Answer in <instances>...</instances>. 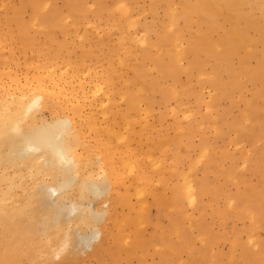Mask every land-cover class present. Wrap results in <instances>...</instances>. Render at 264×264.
<instances>
[{
  "label": "bare ground",
  "instance_id": "6f19581e",
  "mask_svg": "<svg viewBox=\"0 0 264 264\" xmlns=\"http://www.w3.org/2000/svg\"><path fill=\"white\" fill-rule=\"evenodd\" d=\"M53 1L14 4L0 0V234L4 236L0 264H25L24 256L31 252L38 253L31 257V264H44L54 254L48 249L54 237L63 231L66 237L55 250L63 261L87 249L73 241L75 233L86 229L91 230L88 246L96 252L102 237L110 233L111 220L118 228L116 246L110 250L114 254L124 248L130 255L139 250L143 255L148 245L161 250L172 246V236L162 242L156 228L148 237L143 234L149 223V197L154 196L164 215L174 211L185 215L187 205L200 206L202 193L209 187L196 177L195 170L210 158L211 143H203L200 153L188 159L187 170L179 165L182 159L173 161L172 172L178 181L169 195V183L162 173L167 157L155 152L154 145L144 149L146 139L138 146L141 153L133 147L140 131L137 125L145 130L149 124L156 105L150 92L159 85L165 104L184 94L202 101L207 98L202 89L210 87L207 108L213 112L225 97L235 103L234 91L248 88L250 82L254 90L246 101L243 120H234L233 127L241 142L245 136L254 139V126L264 112V0H149L153 12L165 10V17L151 24L138 19L144 12L134 16L135 0H92L88 5L85 2L90 0H63L68 6L62 10L52 7ZM105 11L108 14L103 18ZM84 21L91 24V30L78 33L76 39V28ZM57 28L61 39L55 35ZM112 32L119 35L117 41ZM135 45L143 49L142 62L125 77ZM152 70L166 82L158 80ZM181 73L200 84L202 95L191 84L179 82ZM117 75L124 78L121 88L116 87ZM177 104L172 107L175 120L180 119L181 110L187 118L196 113L185 110L180 101ZM261 127L264 134V122ZM170 141L166 136L160 142L162 151L178 152L177 143L173 147ZM254 144L247 162H254L256 152L264 156V143ZM164 145L169 147L164 149ZM145 150L151 152L142 155ZM232 171L230 166L228 173ZM262 172L264 178V166ZM157 183L162 186L159 194L154 187ZM259 190L248 198L245 192L232 197L229 210L253 218L251 239L261 247L244 255L264 262V240L257 237L263 222L259 219L264 217L256 209L263 195ZM120 208L125 209L121 216ZM171 225L174 234L189 244L179 222L173 220ZM126 226L136 230L126 232ZM43 235L46 243L40 244ZM238 243L234 239V247ZM240 261L232 257L230 264ZM216 262L223 264L219 259Z\"/></svg>",
  "mask_w": 264,
  "mask_h": 264
},
{
  "label": "rangeland",
  "instance_id": "374dc122",
  "mask_svg": "<svg viewBox=\"0 0 264 264\" xmlns=\"http://www.w3.org/2000/svg\"><path fill=\"white\" fill-rule=\"evenodd\" d=\"M10 1L14 4L21 3V0ZM85 3L86 5L89 3L91 4L92 0ZM67 6L68 4L63 0H54L52 3V7L59 10L66 9ZM149 6V0H135L133 3L134 16L135 13L137 14L140 12L139 14L141 15L144 12V14L141 15L142 17L140 16L138 19L143 23L150 24L165 17L164 9L160 8L158 12H153ZM147 10L150 11L148 12ZM4 11L6 12V10ZM12 13L13 10H9V14ZM26 14L28 17V12H26ZM107 14V11H105L102 14V17L106 18ZM89 15L90 13H88V16ZM138 15L135 17H139ZM91 20H96V17L91 16ZM4 29L7 28L4 26ZM86 30H91V24L84 21L76 28V39L78 33H83ZM27 32L30 35L36 34V36L40 39L43 38V35L37 34L35 31L28 30ZM112 34L114 37L113 39H116L115 41H117L119 35L115 32H112ZM152 34L155 36L154 32H152ZM55 35L60 39L63 36L60 29L56 31ZM72 39L73 38L70 40ZM105 46L107 47L106 43L104 44V47ZM134 48V57L132 58L131 63L125 68L127 69L124 73L125 77L129 75L131 76L133 73V67L135 69L142 62V47L140 45H135ZM15 52L18 59L22 60V53L19 50H16ZM252 63H256V59H252ZM97 64L101 67V63ZM234 65L237 66V63H234ZM13 67L14 66L12 65L9 68L12 69ZM129 72L132 73L130 74ZM152 72H155V77L158 76V80L163 83L166 82V80L161 78L163 76L160 75L159 72L158 75L156 70H152ZM179 76V82L181 84H191L196 89V93L201 95L203 93V95L207 98L199 101L193 94L182 95L177 100L181 102L179 105L184 106V109L187 111L192 109L193 111H196V113L187 118L183 115L184 111L181 110L180 119L175 120L172 107L178 105L177 101L165 104V101L163 102L161 99L162 91L160 89L161 86L159 85L156 89L150 92V94L152 93L151 96L155 98L154 104H156L152 109V114L149 116V120L151 121L148 120L149 124L145 127V130H141L142 127L140 124L137 125V129H140V131L138 130L139 136H137L138 138L134 140L135 143L133 144V147L141 153L138 146L143 145L141 142L146 141V143H144V149H148L150 145H154L157 148H155V152L158 151L159 155L163 153L167 157V164H165L166 168L162 173L169 183L167 192L171 195L172 186L178 181V176L172 172L173 161L177 162L182 159L179 165L182 167V163L184 165L183 169L187 170L189 163L188 159L192 156H197L200 153L203 143H211L210 158L205 159L195 170L196 177L199 180L207 181L206 187H209L202 193L200 206L193 208L192 206L187 205L188 207L186 206V208L188 209V213L185 215L178 213L177 211H174L172 215H164L163 213H159V207L153 199L154 196L151 194L149 197L151 204L148 213L149 223L147 226H144L145 231H143V234L148 237L152 234L154 228H156L162 242H168L171 235L174 240H172L173 245L164 246L162 250L159 247L158 249L152 245H148L147 250L143 255L139 254L140 250L137 251V254L130 255L126 253L124 248L119 249V251L114 254L110 250H112L111 245L116 246L115 234L117 233L118 228L115 221L111 220L107 226V230L110 233L106 234L105 237H102L103 242L100 247L97 248L96 252H91L92 247L88 246V242L90 241L88 238H90V235L87 238V232L89 233L91 230L86 229L83 232H80V234L75 233V235H73V241L75 246H84V248L87 249H81L76 258L63 261V255L56 253L55 251L57 248L62 246V241L66 237L64 234L65 232L63 231L54 237L52 246H49L48 248L49 250L54 251V254L49 260L44 262V264H164L166 262H169L170 264H217L216 259H219L223 262V264H230L232 257L242 258L243 261H240V264H264V262H260L258 257L254 255H250L249 257H245L244 255L246 252L251 254L252 251L256 250L255 248L261 247L255 240L252 241L251 239L250 230L254 224V221L252 220L253 218L249 214L245 213L242 215L231 214V211L229 210L232 197L238 195L240 192H245L246 195H248L246 198H248L254 194V191L260 189L259 191L262 192L263 195L260 197L259 204L256 209L259 214L264 216V178L262 172V168L264 166V156L260 154L262 151L256 152L254 162H247L246 157L249 152H253V146L255 145L254 142L257 141V143H264V134H262L263 130L261 127V122H264V112L260 114L259 124L254 126V139L250 136H245L243 138L241 137L243 139L241 142V139H238V129L233 127L234 120H243L242 112L247 105V99L251 97V93L254 90L253 85L249 82L248 88L235 90L233 96L231 97L236 100L235 103H233V101L228 97L223 98L220 104H218V106L214 109V114L212 110L207 108V99H209L211 94L210 92H212L210 87H208V89L205 87L206 91L205 89H202L201 93L198 90L200 89L199 83L196 81H189L186 73H181ZM123 80V77L117 75L115 79L116 87L120 86L121 88ZM232 103L235 105H232ZM46 114L50 116V111L47 110ZM198 119L203 121V125H198ZM183 127H186L184 129L189 130V133L186 134L183 131L184 129H182ZM178 129L182 130L179 131ZM149 133L150 135H148ZM141 136H143L142 141ZM166 136L170 137V142L173 144V147L175 146V143H177L179 148L178 152H174L172 150L165 152L162 151L163 149H161L162 146L160 142L163 141ZM174 136L176 137L175 139ZM144 139L146 140L144 141ZM154 139L156 143L153 142ZM168 147L169 145H164V149H167ZM196 150L198 151L196 152ZM149 152L151 151L145 150L142 155ZM115 154H117V152ZM117 156L118 155H116V157ZM230 166L233 167L231 174L228 173ZM238 177L240 179H238ZM154 187H156L158 194L162 191L161 184H159V186L155 185ZM218 187L220 188L216 191ZM19 191H21L20 188ZM113 199H116V197H113ZM100 203H102V201H100ZM123 210L125 209H119V216L122 215ZM261 219H263V222L258 229L257 237L260 240H264V217L259 220ZM173 220H177L181 229L185 230V233L190 241L189 244L185 245L183 238L174 234V230L172 229L173 226L171 225ZM191 224H193V227ZM135 230L134 226H126V232L134 233ZM84 233L85 235L83 241L82 235ZM7 235H11V233L7 231ZM3 237L4 236L0 234V240L3 239ZM45 237V235L41 236L38 239V243H46ZM201 237L204 240V244L202 243L203 240ZM236 238L240 241V243L237 244L239 247L237 245L234 247V239ZM246 243L248 244V247L245 245ZM249 245H251V249L249 248ZM35 254L37 255L38 253L31 252L29 255L26 254L24 256V263L31 264V257ZM262 254V257L264 258V252H262ZM41 257L42 258H40V260L44 261L45 257Z\"/></svg>",
  "mask_w": 264,
  "mask_h": 264
}]
</instances>
